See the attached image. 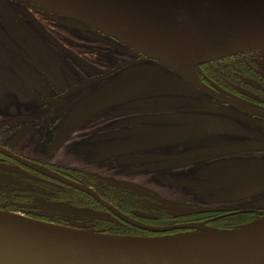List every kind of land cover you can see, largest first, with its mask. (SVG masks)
I'll return each instance as SVG.
<instances>
[{
  "label": "flooded vegetation",
  "instance_id": "obj_1",
  "mask_svg": "<svg viewBox=\"0 0 264 264\" xmlns=\"http://www.w3.org/2000/svg\"><path fill=\"white\" fill-rule=\"evenodd\" d=\"M139 70L148 77L94 107ZM228 161L255 171L235 184L201 173ZM115 180L125 182L115 187ZM0 182V194L70 195L101 216L77 225L109 235L155 237L198 223L233 229L261 220L264 48L185 75L69 15L0 0ZM170 201L203 211L173 213ZM11 209L0 210L64 226L62 217Z\"/></svg>",
  "mask_w": 264,
  "mask_h": 264
},
{
  "label": "water",
  "instance_id": "obj_2",
  "mask_svg": "<svg viewBox=\"0 0 264 264\" xmlns=\"http://www.w3.org/2000/svg\"><path fill=\"white\" fill-rule=\"evenodd\" d=\"M26 1L69 15L185 75L194 74L199 64L264 48V0ZM148 75L142 70L133 73L94 107L132 89ZM90 110L79 122L89 117ZM58 178L105 203L90 188ZM64 211L101 217L88 209ZM194 211L199 210L171 207L173 213ZM183 228L190 230L155 237L109 235L0 210V264H264V218L233 229L205 223Z\"/></svg>",
  "mask_w": 264,
  "mask_h": 264
},
{
  "label": "rangeland",
  "instance_id": "obj_3",
  "mask_svg": "<svg viewBox=\"0 0 264 264\" xmlns=\"http://www.w3.org/2000/svg\"><path fill=\"white\" fill-rule=\"evenodd\" d=\"M211 169H207L202 171V175H211L215 174V178L217 179H210L209 181H219L221 184L223 183H240L246 180H249L250 178L245 179L249 176L252 172H254V166L251 167L250 164L246 163H231V162H219L216 164L211 165ZM257 173L252 174L255 176ZM207 179V178H205ZM245 179V180H244ZM160 184L163 186L165 184H168V181L166 180H159ZM124 180H115L112 183V185L121 186L124 184ZM218 183V182H217ZM1 185L4 184V182H0ZM204 186H207V184H203ZM59 196L58 198H51L52 196ZM188 195V194H186ZM183 197H187L182 195ZM67 198L65 200H60L62 198V195L59 194H53V193H47V194H36V195H12V194H0V209L4 210H10V208H13L15 212L22 213L24 215H30L35 218L40 217H47L52 218L56 221L58 218H64L62 223L64 226H70L74 228L79 229H86L89 227H92V225L87 226H80L77 225V223H83L84 221L83 216H73V214L68 215L64 214L66 213L64 209H90L88 207H81L77 205V202L70 196L67 195ZM34 199V200H33ZM186 199V198H185ZM124 201V200H121ZM127 203L126 201H124ZM178 202L170 201L167 202V208L170 210V207L174 204H177ZM181 204V203H180ZM131 207H134L135 204H130ZM11 209V210H13ZM13 210V211H14ZM199 210V209H197ZM203 210H199L198 212H202ZM65 221V222H64ZM70 224V225H66ZM86 225V224H84ZM96 231V230H94ZM99 232V231H97Z\"/></svg>",
  "mask_w": 264,
  "mask_h": 264
},
{
  "label": "bare ground",
  "instance_id": "obj_4",
  "mask_svg": "<svg viewBox=\"0 0 264 264\" xmlns=\"http://www.w3.org/2000/svg\"><path fill=\"white\" fill-rule=\"evenodd\" d=\"M229 259H232V256H229Z\"/></svg>",
  "mask_w": 264,
  "mask_h": 264
}]
</instances>
